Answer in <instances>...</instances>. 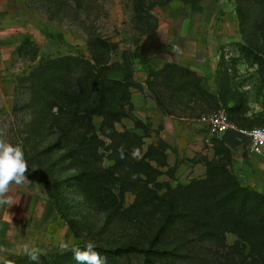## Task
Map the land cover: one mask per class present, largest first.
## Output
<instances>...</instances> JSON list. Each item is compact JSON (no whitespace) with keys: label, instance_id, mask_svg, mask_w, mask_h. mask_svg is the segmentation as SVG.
I'll use <instances>...</instances> for the list:
<instances>
[{"label":"rangeland","instance_id":"1","mask_svg":"<svg viewBox=\"0 0 264 264\" xmlns=\"http://www.w3.org/2000/svg\"><path fill=\"white\" fill-rule=\"evenodd\" d=\"M214 116L264 125V0H0V140L28 166L0 205V264H34L26 242L77 264L59 245L88 241L106 264L151 247L155 264H264V154Z\"/></svg>","mask_w":264,"mask_h":264},{"label":"clouds","instance_id":"2","mask_svg":"<svg viewBox=\"0 0 264 264\" xmlns=\"http://www.w3.org/2000/svg\"><path fill=\"white\" fill-rule=\"evenodd\" d=\"M131 155L139 157V149H133ZM121 157L123 158V149H121ZM27 170L23 148L17 143L0 140V205L12 203L8 197L9 186L13 183L21 185L26 180ZM59 247L62 250L71 251L77 264H106L105 257L96 251L97 246L92 241L86 242L83 247L79 245L70 247L68 243L61 242ZM22 251L29 261L38 264L40 252L31 246V242L24 243Z\"/></svg>","mask_w":264,"mask_h":264},{"label":"built area","instance_id":"3","mask_svg":"<svg viewBox=\"0 0 264 264\" xmlns=\"http://www.w3.org/2000/svg\"><path fill=\"white\" fill-rule=\"evenodd\" d=\"M211 125L215 129V132L219 134V132L228 128L226 124H224L219 116H214L210 119ZM243 132L246 136L245 146L246 148L259 155L264 154V125L253 127L249 130L238 129Z\"/></svg>","mask_w":264,"mask_h":264},{"label":"trees","instance_id":"4","mask_svg":"<svg viewBox=\"0 0 264 264\" xmlns=\"http://www.w3.org/2000/svg\"><path fill=\"white\" fill-rule=\"evenodd\" d=\"M259 197L264 201V197L263 196H259ZM252 217H253L252 214L246 215L245 218H244V222L247 223V224H251L252 221H253ZM237 219L240 220V216L239 215L237 216ZM261 229H262V231H264V225L261 226ZM237 235H242V234H240V232L237 230ZM98 249H100L101 251H105V252L112 251V252H110L112 254L117 253V252H115V250H104V249H101V248H98ZM134 251H137L138 253L142 254V256H143V264H155V262L153 260L154 256H159V257H162V258L168 256V250L161 249V248H152V247L151 248H147V249L134 248Z\"/></svg>","mask_w":264,"mask_h":264},{"label":"water","instance_id":"5","mask_svg":"<svg viewBox=\"0 0 264 264\" xmlns=\"http://www.w3.org/2000/svg\"><path fill=\"white\" fill-rule=\"evenodd\" d=\"M218 137L231 148L239 143H241L240 145L244 146L246 142L245 134L240 130L233 128L224 129L223 131L219 132Z\"/></svg>","mask_w":264,"mask_h":264}]
</instances>
